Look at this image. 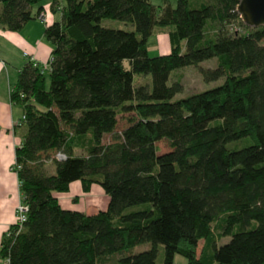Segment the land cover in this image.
Returning <instances> with one entry per match:
<instances>
[{
    "label": "trees",
    "instance_id": "trees-1",
    "mask_svg": "<svg viewBox=\"0 0 264 264\" xmlns=\"http://www.w3.org/2000/svg\"><path fill=\"white\" fill-rule=\"evenodd\" d=\"M44 1L0 0V25L21 31ZM51 2L62 17L45 30L50 71L28 62L11 92L26 116L15 163L29 210L21 230L14 224L3 235L1 258L159 264L163 245L160 264L177 254L188 264H264V26L242 21L241 0ZM110 19L134 29L104 26ZM156 28L168 30L166 55L149 53ZM213 58L203 78L224 82L175 99L184 85L170 84L172 73ZM136 75L147 80L135 83ZM121 114L132 116L118 131ZM246 138L243 148L228 146ZM164 139L171 150L160 154ZM59 151L66 159L55 158ZM74 181L85 193L99 184L107 208H63L56 194ZM223 237L230 240L220 245ZM144 243L151 247L136 253Z\"/></svg>",
    "mask_w": 264,
    "mask_h": 264
},
{
    "label": "crops",
    "instance_id": "crops-1",
    "mask_svg": "<svg viewBox=\"0 0 264 264\" xmlns=\"http://www.w3.org/2000/svg\"><path fill=\"white\" fill-rule=\"evenodd\" d=\"M51 5V0L38 5L42 6L39 14L38 6L34 7L35 18L21 31H10L0 25V248L3 235L16 223V209L22 198L18 174L13 166L16 149L22 144L25 132V124L16 126V123L22 120L25 113L21 105L12 101L11 89L18 81L19 72L31 59L44 64L52 58L53 46L47 41L45 30L48 25L61 19L52 11ZM152 37L156 38L154 48L158 50L154 54L170 53L167 28H156ZM79 151L77 149L76 154ZM50 167L48 162L46 168ZM55 170L54 165L51 174ZM56 196L63 208L88 214L105 210L109 203V196L99 184H94L90 192L85 193L81 181H74L68 192L57 193ZM86 197H90V201L84 204ZM7 262L0 256V264Z\"/></svg>",
    "mask_w": 264,
    "mask_h": 264
},
{
    "label": "rangeland",
    "instance_id": "rangeland-1",
    "mask_svg": "<svg viewBox=\"0 0 264 264\" xmlns=\"http://www.w3.org/2000/svg\"><path fill=\"white\" fill-rule=\"evenodd\" d=\"M173 3L174 7L177 6V0H169ZM153 2L155 4H161L163 2V0H153ZM55 13L57 14V17H59L61 19L62 17V11H61V6L55 11ZM103 25L106 27H111V28H121V29H127V30H133V26L129 23H124L122 21L119 20H114V19H110V20H106L103 22ZM236 25L239 27V23H236ZM243 28V26H241ZM244 29V28H243ZM155 37H151L149 39L148 42V49L150 52L151 56H155L158 50L154 48V44H156L155 41ZM169 42H170V38H169ZM264 43V42H263ZM171 45V44H170ZM160 46V45H159ZM158 48V45H157ZM217 65V58H213L207 61L202 62V64L200 66H187V67H183L180 68L176 71H174L172 73L171 79H170V84L173 81L176 80H182V83L184 85V89L181 93H178L177 96L175 97V99H180V98H185L188 96H191L195 93H199L208 89H212L214 87H217L219 85H221L224 82V78L219 79L218 81H212V82H206L203 78V75L200 71V68H207V67H215ZM147 79H145L144 75H136L135 78V83H141V82H145ZM149 81V80H148ZM49 81L47 82V86L49 87ZM132 116L131 114H121L118 116L119 119V124L117 127L118 131H121L126 125H127V120L128 118ZM113 135L109 134L105 137L104 142L108 143L112 140ZM251 143V140L249 138L246 139H242L240 141H234L228 144V146L231 149H240L243 148L247 145H249ZM158 147H159V153H165L171 150L170 146H169V142L167 140H162L160 142L157 143ZM81 152V151H79ZM53 156V155H52ZM50 168L47 169L48 173L52 172V168L55 165L54 162L50 161ZM89 198L90 197H86L83 201L84 204L89 203ZM145 205H140L137 207H134L132 209H140L142 207H144ZM230 237H223L220 239L219 243L220 245L225 244L227 242H229ZM203 246V242H201L198 246V253L201 252ZM151 247L150 243H144L141 244L139 246L136 247L135 252H142L145 250H148ZM164 257V246L160 245L159 248V258H158V263L160 264L163 260ZM174 264H188V260L186 259V257L177 254L175 256L174 259Z\"/></svg>",
    "mask_w": 264,
    "mask_h": 264
},
{
    "label": "water",
    "instance_id": "water-1",
    "mask_svg": "<svg viewBox=\"0 0 264 264\" xmlns=\"http://www.w3.org/2000/svg\"><path fill=\"white\" fill-rule=\"evenodd\" d=\"M237 10L246 25L264 26V0H241Z\"/></svg>",
    "mask_w": 264,
    "mask_h": 264
},
{
    "label": "built area",
    "instance_id": "built-area-1",
    "mask_svg": "<svg viewBox=\"0 0 264 264\" xmlns=\"http://www.w3.org/2000/svg\"><path fill=\"white\" fill-rule=\"evenodd\" d=\"M236 30H239V28H237ZM29 62H31L33 66L40 68L42 72L48 73L50 71V63L42 64L35 59H31ZM12 90L13 88L11 89V92ZM25 119H26V116L24 114V116L22 117V120L16 123V126L22 125L25 122ZM66 157H67L66 154L61 151L57 152L55 155V158L57 160H64L66 159ZM19 168L20 166L15 163L13 166V170L17 172ZM28 210H29L28 206L25 203H23L22 198H21V201L18 204L17 209H16V223H15V225L18 226L19 230L22 229L23 224L27 221ZM6 260L8 261V259Z\"/></svg>",
    "mask_w": 264,
    "mask_h": 264
}]
</instances>
